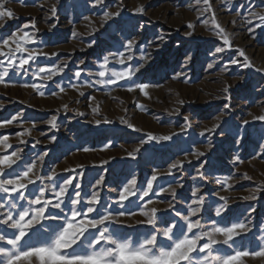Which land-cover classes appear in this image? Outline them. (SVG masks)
<instances>
[{
  "label": "rangeland",
  "instance_id": "1",
  "mask_svg": "<svg viewBox=\"0 0 264 264\" xmlns=\"http://www.w3.org/2000/svg\"><path fill=\"white\" fill-rule=\"evenodd\" d=\"M3 2L14 16L0 20V47L3 39L13 32L23 35L20 31L23 29L35 41L25 47L48 54L26 65V72L10 69V77L0 84L3 105L0 121L23 114L11 125L0 128V138L7 136V143L12 145L5 148L0 143V155L17 151L21 156L12 171H23L40 154L47 153L42 165L37 161L40 174L48 175L55 168L59 181L72 176L73 184L80 183L84 193H90L91 185L103 174L102 204H110L114 213L121 210L136 213L121 218L124 223L113 224L111 228L135 239L150 234L152 226L136 224L137 220L145 219L139 214L137 205L141 202L137 198L126 203L123 209L115 202L120 187L135 177L137 187L143 188L153 169L167 173L173 162L185 160L187 155L181 168L154 182L155 193L146 198L153 201L148 208H158V217L167 218L168 224L175 221L183 225L186 222L175 213L187 215L192 192L199 189L197 198L202 196L204 205L193 219H200L204 225L200 231H207L213 220L221 224L240 220L251 231L237 237L236 245L258 250V244L264 242L261 239L264 238V149L261 148L264 121L253 117L264 114V71H257L264 69V23L251 13L264 15V0H210L208 11L203 0L199 3L197 0H104L103 4H96L95 0ZM52 5L56 6L55 15L51 12ZM140 5L144 6V12L136 13L134 9ZM118 10L119 16L101 26L105 11ZM213 13L215 21L225 29L231 48L216 35ZM33 23L35 28L31 27ZM189 32L191 35H187ZM128 40L136 41L131 52L126 51ZM11 46L15 48V44ZM217 47L224 51L217 53ZM3 50L8 52L7 47ZM240 50L252 67L241 66L245 59ZM120 52L125 57L131 54L133 59L121 65L118 56H109ZM21 55L27 53H16L17 63ZM104 56H109L108 69L131 67L139 71L131 80L113 85L97 84ZM233 59L239 63L231 64ZM0 61H4L0 64L2 72L7 62L3 56ZM53 65L64 70L52 80L41 78L47 73H41V77L33 75L40 67ZM77 71L81 73L79 77L75 75ZM133 82L148 84L145 90L148 95L139 89L128 91ZM33 83L42 86L43 96L25 87ZM73 84L77 87H71ZM226 86H230L227 93ZM60 87L65 91L61 93ZM181 100L183 104L179 103ZM65 104L67 109L63 107ZM54 115L56 128L47 123ZM121 118L141 131L121 123ZM105 119L110 122L105 123ZM97 120L101 123L97 124ZM245 120L249 123L244 124ZM216 123L220 126L214 131H205ZM26 128L31 130L30 135H17ZM148 132L176 135L169 141L148 142L135 159L129 157L127 152L142 139L147 140ZM52 137L56 139L53 141ZM21 139L26 142L20 143ZM109 142L111 146L105 149L104 145ZM84 148L91 150L86 152ZM196 152L204 155L197 158ZM104 160L108 163L101 165ZM197 169L203 172V177ZM79 172L83 175L78 176ZM227 177H231L230 188L224 184ZM169 186L176 188L175 197L168 191H159L160 187ZM251 195L256 199H244ZM222 196L227 198L228 207L217 217L215 209L224 203ZM58 211L52 210L53 214ZM167 226L158 223L156 227ZM7 231L11 234V230ZM158 239L164 240L161 235ZM204 242L206 239L201 241ZM0 246L7 245L0 242ZM217 250L226 252L227 246H217ZM204 255L194 254V264H199ZM243 260L244 264H264V257L248 256Z\"/></svg>",
  "mask_w": 264,
  "mask_h": 264
},
{
  "label": "snow or ice",
  "instance_id": "2",
  "mask_svg": "<svg viewBox=\"0 0 264 264\" xmlns=\"http://www.w3.org/2000/svg\"><path fill=\"white\" fill-rule=\"evenodd\" d=\"M96 4H103L104 0H95ZM199 3V0H197ZM203 3L207 5L205 11L211 8L210 0H203ZM136 13H143L144 6L140 5L134 9ZM52 15L56 13V6L52 5ZM120 11L110 12L105 11L102 17V24L115 16H119ZM255 18L259 19L261 23H264V15L260 13H251ZM14 13L11 9L5 7L3 0H0V20L4 17H13ZM212 22L218 29L216 35L219 36L226 47L231 48L232 44L225 32V29L215 21V13H213ZM2 26V25H0ZM192 27L191 24L188 25ZM29 27L28 25L24 26ZM35 28V24L31 25ZM98 30V29H97ZM23 35H18L13 32L7 39H3V47L8 48L6 53L3 47H0V56H3L6 60V66L3 67L0 72V84H4L6 78L10 77V69L19 70L25 69L26 65H29L31 61H35L38 56H47V53L37 52L35 49L29 50L25 47L26 44L34 43V39L29 32L24 31ZM191 35V33H187ZM15 44V48H12L11 44ZM136 44L134 40H128L126 51L131 52L132 47ZM217 53L223 52L224 48L217 47L215 49ZM27 53L26 56L21 55L17 63L16 53ZM241 56H244L245 63L242 67H252L251 61L245 56L243 50L239 51ZM52 55H56L52 53ZM109 56L119 57L118 62L121 65L125 64V61H131L132 55L129 54L125 57L123 52L118 54L110 53ZM109 56H104L103 62L100 64L102 69L98 75L101 79L96 81L97 84L113 85L119 81L131 80L135 75L138 68L125 67L122 70L108 69ZM4 61H0L3 64ZM83 63V62H81ZM231 64H238V60H231ZM66 67V64L64 65ZM212 67L211 64L208 66ZM63 67H40L38 71L33 73L36 77H41V73H47L41 77L44 80H52L58 73L63 72ZM257 71H264V69H257ZM77 77L81 75L80 71L75 73ZM177 77L180 75L176 74ZM176 78V77H174ZM89 87L92 85L89 84ZM25 87H31L39 92L41 96L44 92L41 90V85L31 84L25 85ZM71 87L76 88L75 84ZM149 87L148 84L134 83L128 88V91L139 89L145 96L148 92L145 91ZM224 88V92H228V88ZM78 90V89H77ZM59 91L62 93L65 91L63 87H60ZM58 95V93H53ZM83 95V93H81ZM94 99V98H93ZM183 104V101H179ZM3 105L0 104V108ZM67 109V105H63ZM142 107V106H141ZM228 105H225L227 108ZM98 111V109H93ZM22 113H17L12 116L11 119H5L0 121V128H4L11 125ZM187 117L185 120L187 121ZM253 119L264 121V114L260 116H254ZM219 121L220 118L217 117ZM57 116H52L47 123L53 128L57 127ZM100 124L101 121H95ZM109 123L107 119L104 121ZM121 123L126 124L129 128L139 132L140 128H137L134 124L128 120L121 118ZM244 124H248L249 121H243ZM220 125L214 124L211 128L205 129V131H214ZM33 127L35 125L33 124ZM181 129V131H185ZM31 130L25 129L24 133H18V136L30 135ZM147 140H141L139 145L134 147L131 151L127 152V155L132 159L136 158L137 153L141 151L144 145L151 141L162 142L169 141L173 138L175 133L167 135H156L152 132H148ZM203 135V133H201ZM53 141L56 137L51 138ZM8 137L3 136L0 138V143L4 144L5 148H11L12 145L7 143ZM23 139L20 143H25ZM111 146V142L106 143L104 148L107 149ZM264 149V145H261ZM84 151H90L91 149L84 148ZM197 158L203 156V152L194 153ZM47 153L40 154L36 160L27 164L23 171H12L13 166L17 165L18 161H21V156L17 151H13L10 154L0 155V226H6V228H0V242H4V245L0 246V264H194L193 256L196 253H204L205 255L199 260V264H244V257H264V242L258 244V250H249L241 245H236V238L243 237L251 231L246 223L237 220L235 222L223 224L213 220L211 226L207 231H200L204 228L200 219H193L199 213L204 205V198L201 196L197 198L199 189H195L192 192L193 199L187 208V215H183L180 212H176L177 217H181L184 222L183 225H178L175 221L168 224L167 218L158 217L160 211L156 207L148 208V205L153 203L152 199H146L150 194L155 193L154 182L159 177L164 175H171L173 169H179L187 160H177L173 162L167 173H160L157 169L152 170V175L146 181V186L143 188L137 187V180L135 177L127 180L119 189L116 203L123 209L126 203H132L133 198H137L141 204L140 215L144 216V220H137L136 224H146L152 226L150 234H145L143 237L133 238L128 234H119L117 230L112 229L113 224L122 225L123 217L135 216L134 212L119 211L113 212L111 205L102 204V196L100 193V187L105 182V176L101 174L95 183L91 185V192H82L80 183L73 184L74 177L69 176L62 181H59L58 173L55 168H52L48 175H41L39 172L38 163L43 164L44 158ZM239 160V157H236ZM190 162V161H189ZM108 161H101V165L107 164ZM83 169V165L77 166ZM204 165L201 164L200 168ZM65 171H75L65 169ZM199 176L203 177V172L197 169ZM78 176H82L83 172L77 173ZM246 175V174H245ZM231 177H227L224 180L226 187H231L228 181ZM29 186L32 187V191H29ZM182 187V185H181ZM161 193L168 191L173 197L176 195V188L169 186L165 189L160 187ZM27 193V195H26ZM51 193V195H49ZM223 204L215 209L217 217H221L222 213L228 207V200L226 197H220ZM244 199L255 200L256 196L251 195L244 197ZM23 201L24 203H21ZM170 207H172L170 205ZM59 210L53 214L52 210ZM67 209V212L65 211ZM55 222L53 224L52 222ZM158 223L168 225L164 228H157ZM133 227V225H129ZM7 230H11V234ZM158 235H161L164 240H159ZM222 237L223 239H218ZM27 238V239H26ZM206 242L201 243L202 240ZM264 241V238H261ZM227 246V251H218L217 246Z\"/></svg>",
  "mask_w": 264,
  "mask_h": 264
}]
</instances>
